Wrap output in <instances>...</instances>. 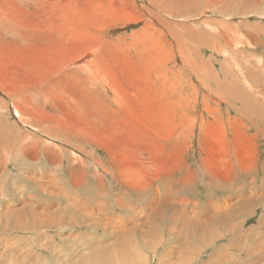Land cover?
Segmentation results:
<instances>
[{
  "label": "rangeland",
  "instance_id": "1",
  "mask_svg": "<svg viewBox=\"0 0 264 264\" xmlns=\"http://www.w3.org/2000/svg\"><path fill=\"white\" fill-rule=\"evenodd\" d=\"M160 192L194 221L228 197L250 237L197 255L177 219L152 254ZM262 192L264 0H0V264H264Z\"/></svg>",
  "mask_w": 264,
  "mask_h": 264
},
{
  "label": "bare ground",
  "instance_id": "2",
  "mask_svg": "<svg viewBox=\"0 0 264 264\" xmlns=\"http://www.w3.org/2000/svg\"><path fill=\"white\" fill-rule=\"evenodd\" d=\"M162 2H163V0H161ZM167 3V2H166ZM165 3V4H166ZM162 6H164V5H162ZM111 8V7H110ZM109 8V9H110ZM164 8H165V6H164ZM164 8H163V10H164ZM171 15V14H170ZM176 16V15H175ZM69 17V16H68ZM158 22V21H157ZM160 23V22H159ZM79 42V41H78ZM88 51V50H87ZM82 61V62H81ZM81 63L82 64H86V61H83L82 59H81ZM101 62V61H100ZM88 65V64H87ZM86 65V66H87ZM88 67V66H87ZM2 141V140H1ZM11 142V141H10ZM10 146V145H9ZM140 163V162H139ZM135 164H136V162H135ZM137 168H140L139 166H135V168L134 169H137ZM134 169H132V172H133V170ZM165 170V169H164ZM135 171V170H134ZM126 172V171H125ZM131 172V173H132ZM136 172H138V171H136ZM126 175H128V173L126 174ZM6 176V175H5ZM129 176V175H128ZM127 176V177H128ZM136 177V176H135ZM58 178V177H57ZM128 178H131V177H128ZM142 178V177H141ZM135 179V178H134ZM144 180V179H143ZM99 181H101V180H99ZM115 181V180H114ZM141 181V180H140ZM145 182V181H144ZM144 182H141V184L143 185V187H144ZM262 182V181H261ZM101 184V183H100ZM118 184V183H117ZM102 185V184H101ZM127 187V186H126ZM147 187L148 186H146V187H144V190L145 191H147ZM261 188V187H260ZM2 189V188H1ZM5 189V191L4 190H1V192L2 193H4V192H6L8 189H6V188H4ZM128 190H130V188H128ZM208 191V190H207ZM234 191V190H233ZM89 192V191H88ZM2 193L0 194V196L2 195ZM170 193H168V194H163V193H159V194H157V197H156V204H155V210H160V213L158 214V216L156 217L155 216V211L153 212V216L155 217V222H154V224H153V226H154V228H156V231H157V233H159V234H156V235H159V239L157 238V237H155V241H154V243H153V245H152V254H155V252H153V251H155L154 249H156V248H159V246H162L161 244H163V236L165 237V236H172V234H171V232L172 231H170V229H171V226H176L177 225V219H179V220H181V221H183V220H187V221H190V223H188L187 221L183 224V229L184 230H189L188 231V238H191V240L192 241H195V242H193L194 243V245H196V243L200 246V248H195V249H197V251H196V253H197V255H199L201 252H202V250L205 248V247H208V246H210V245H212L218 238H219V236H217V235H223V234H230V235H232V236H234V233H232V232H234L235 230H238V232L237 233H240L241 232V234H244L245 233V235L247 234L248 235V237H250V235H249V233H248V231H249V229H245V230H243V229H240V227H241V224H242V222L244 221V218H245V214H244V209H243V211H239V213H236L237 211H233V207H232V205L231 204H228V203H226V205H222V203H224L225 204V202H227V200L229 199L228 197L227 198H223V199H221V200H219V201H217L215 198H213V196L211 197V196H207V194H206V196L207 197H205L204 199H207L206 201H204L202 204H196L195 203V205H197V206H204V205H208L207 206V212H208V214L209 215H214V217H210V218H208V219H205V220H202V221H194V220H191L189 217H187V216H185V215H181V213H180V211H176L175 212V210H173L172 212H171V208H172V203L171 202H169V201H167V196L169 195ZM262 194H264V192H262L260 195H262ZM106 195V194H105ZM259 195V196H260ZM87 196H88V194H87ZM86 195H85V197H87ZM123 196V195H122ZM129 196H131V198L134 200V202L132 203V201H130L129 200V204L127 205V204H125L124 202H125V200L123 201L121 198H118V199H116V201H115V204H113L112 205V208L111 209H113L114 211H116V207L118 208V210L123 214V212H124V210L126 211V212H128V211H130L129 209H131L132 207H134V208H137V205H136V203L138 204V202H137V200H136V193L135 192H133V191H129ZM84 197V198H85ZM91 197V196H90ZM89 197V198H90ZM107 197V196H106ZM110 197V196H109ZM124 198H125V196H123ZM88 198V199H89ZM92 198V197H91ZM116 198V197H115ZM87 199V200H88ZM104 199H106L105 197H104ZM126 199V198H125ZM90 200H92V199H90ZM83 201V200H82ZM86 201V200H85ZM93 201V200H92ZM99 201V200H98ZM248 201V200H247ZM91 202V201H90ZM200 202H202V201H200ZM213 202H216V203H218V208L217 207H215L213 204H211V203H213ZM97 203V202H96ZM101 203V202H100ZM99 203V204H100ZM103 204H105V203H103ZM76 205V204H75ZM74 205V206H75ZM91 203H82V204H80V210L81 211H89V210H91L90 208H91ZM98 205V204H97ZM247 205V204H246ZM245 205V206H246ZM104 206V205H103ZM128 207H129V209H128ZM247 207V206H246ZM74 208V207H73ZM65 209V208H64ZM134 212L136 211V210H134V209H132ZM65 211V210H64ZM79 211V210H78ZM224 211V212H223ZM66 212V211H65ZM71 212H72V210H71ZM235 213H236V215H235ZM107 214V216H111V214H112V212H111V214H110V212H108V213H106ZM120 214V213H119ZM104 215V214H103ZM74 216H76V215H74ZM88 216H90L91 217V215H88ZM105 216V215H104ZM103 216V217H104ZM106 216V217H107ZM116 216H118V215H116ZM116 216H112V217H107L105 220H107V223L105 224V228H108L107 226H111V228H121V227H124V225L125 224H127V221H125V220H123V219H121V218H118V217H116ZM73 217V216H72ZM80 217V216H79ZM89 217V218H90ZM97 217H99V216H97ZM121 217H122V215H121ZM235 217H241L240 218V220H238L237 222H235V220L236 219H234ZM101 218V217H100ZM197 218H199L198 216H196V219ZM71 219V218H70ZM97 219V218H96ZM127 219V218H126ZM133 219V218H132ZM131 218L130 219H128V220H132ZM78 220V219H77ZM76 219H75V221H77ZM84 220V219H83ZM82 220V221H83ZM154 220V219H153ZM100 221V220H99ZM104 221V220H103ZM83 222H85L86 223V221L84 220ZM95 222H96V224H97V222L98 221H96L95 220ZM106 222V221H105ZM70 223H71V221H70ZM76 223V227L77 226H81V224L77 221V222H75ZM84 223V224H85ZM132 223V222H131ZM235 223V224H234ZM261 223H262V225H264V221H262V219H261ZM65 224H67V223H65ZM70 226V225H69ZM83 226H85L86 228H88V229H91V230H96V225L94 224V223H89V221L85 224V225H83ZM59 227V226H58ZM62 227H64L63 225H62ZM73 227H75V226H73ZM104 227V226H103ZM65 228V227H64ZM67 228V227H66ZM105 228H103V230H102V232L103 233H105ZM136 228V227H135ZM134 228V229H135ZM124 229V228H123ZM180 229H181V227H180ZM98 230V229H97ZM115 230V229H114ZM155 230V229H154ZM125 231V230H124ZM122 233H123V231H121ZM160 232L162 233V235H160ZM126 233V232H125ZM110 234V233H109ZM104 235V234H103ZM246 235V236H247ZM211 236V237H210ZM104 237V236H103ZM117 237V236H116ZM241 237V236H240ZM248 237H246V238H248ZM113 238V237H112ZM253 238V237H252ZM152 239V241L154 240V238H151ZM241 240V239H240ZM70 242V241H69ZM92 242V241H91ZM95 242V241H94ZM101 242V241H100ZM76 243V242H75ZM107 243V242H106ZM116 243V242H115ZM156 243V244H155ZM93 244V243H92ZM94 244H96V242L94 243ZM108 244H110V243H108ZM252 244H254V243H252V242H250V243H246L245 244V242H244V245L241 243L240 244V249L242 250L243 249V253H244V256L245 257H249L250 258V256H252L251 258H254V253H253V250L255 249V250H258V248L260 247V245L259 244H257L256 245V247L254 248V246H252ZM122 245V244H121ZM151 245V244H150ZM198 245H196V246H198ZM118 246V245H117ZM147 246V245H146ZM242 246H243V248H242ZM95 247H97V246H95ZM145 247V246H144ZM147 248H145V250H146ZM151 249V248H150ZM157 251V250H156ZM263 251H264V249H263ZM75 253V252H74ZM102 253V252H101ZM242 253V254H243ZM218 254H220V255H222V257H223V260L221 261V262H218V261H215V258L217 257V255ZM106 255V254H105ZM190 255H191V253H190ZM193 255V254H192ZM195 255V254H194ZM194 255L192 256V258L194 257ZM99 257H102V256H100V255H98ZM243 256V255H242ZM244 256H243V258H244ZM104 257V256H103ZM191 258V259H192ZM211 258H213V260H211V264H226V263H228V261L229 260H231V258H229L228 257V255H227V253H221V252H217L216 254H212V256H211ZM242 258V259H243ZM15 259V258H14ZM100 259V258H99ZM187 259V258H186ZM191 259H189V260H191ZM16 260V259H15ZM103 259H101V261H102ZM109 261V263H110V259H108ZM19 261V260H18ZM50 261V260H49ZM98 261H100V260H98ZM103 261H105V259L103 260ZM102 261V262H103ZM148 261V260H147ZM159 261V260H158ZM12 263V262H11ZM23 263V262H22ZM105 262H103V264H104ZM148 263V262H147ZM251 263V262H250ZM90 264V263H89ZM97 264H101V263H97ZM132 264V263H131ZM138 264V263H137ZM253 264V263H252ZM255 264V263H254Z\"/></svg>",
  "mask_w": 264,
  "mask_h": 264
}]
</instances>
